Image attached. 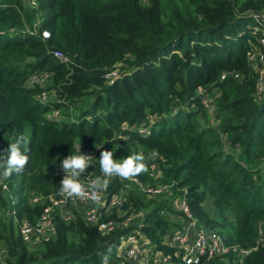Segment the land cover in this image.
Masks as SVG:
<instances>
[{
    "label": "trees",
    "instance_id": "16d2710c",
    "mask_svg": "<svg viewBox=\"0 0 264 264\" xmlns=\"http://www.w3.org/2000/svg\"><path fill=\"white\" fill-rule=\"evenodd\" d=\"M263 12L264 0H0V151L24 135L29 156L21 174L0 179L6 263L101 264L111 247L110 264H132L121 238L135 223L103 232L71 208L68 220L54 212L55 233L34 247L20 231L23 220L36 224L50 196L59 195L60 163L78 143L111 142L144 154L147 171L137 176L144 183L165 184L151 173L152 163L172 181L155 196L132 182L141 194L128 193L110 218L140 211L142 234L172 252L163 239L183 227L172 218L180 195L200 225L237 246L226 259L203 257L198 264L241 257L264 264V75L250 59L264 52ZM37 74L49 76V87L34 80ZM214 88L216 124L199 92ZM47 91L53 98L44 100ZM87 97L92 101L83 107ZM69 108L78 112L66 120L61 115ZM99 157L86 170L92 177H103ZM118 180L110 179L108 196L120 191ZM39 194L44 199L35 201Z\"/></svg>",
    "mask_w": 264,
    "mask_h": 264
},
{
    "label": "built area",
    "instance_id": "2783aa9c",
    "mask_svg": "<svg viewBox=\"0 0 264 264\" xmlns=\"http://www.w3.org/2000/svg\"><path fill=\"white\" fill-rule=\"evenodd\" d=\"M261 17L263 19L262 22H264V12ZM41 33L43 37L49 36L48 30H43ZM262 33L263 35L260 36V43L264 44V30H262ZM255 52H259L258 54L261 59H263L262 51L259 50ZM255 52L250 54L251 60L254 59ZM53 54L63 61L68 60V57L59 50H55ZM226 76L227 73L221 75L222 78ZM235 76L237 77L238 73H236ZM54 114L58 115V111H55ZM101 146L102 144H96L91 148H85L82 144L78 143L77 150L80 147L81 153L92 156L89 160V164H91L92 161L100 155V152L104 150V146L102 148ZM156 169V163H152L151 173L156 175ZM59 174L61 179L65 175L62 170L59 171ZM96 178L97 177H92L88 172H85L79 178L87 193L84 198H68L61 192H59L58 196H51L49 203L45 206L36 224L30 223L26 219L21 223L20 231L23 239L26 242H31L52 236L56 230V222L54 219L55 210L60 209L63 212V210L67 209L68 211L66 213L63 212V214L65 219L68 220L73 216L71 209L72 201H76L84 207V211H82L84 220L92 226H97L103 232H111L118 227H129L131 224L135 223V227L121 238L122 253L132 264H198L203 257L208 259L219 256L223 257L228 255L232 250L237 249L236 245L226 243L219 232L199 225L197 217L183 198L181 199L180 206V210L183 212V227L167 232L163 239V243L174 250L170 252L164 248H156L141 232L140 228L142 223L139 222L142 216L141 212L132 213L123 220L109 217L113 209H123L124 196L121 193H116L112 196H108L107 194L103 195L102 193V204H95L92 201L89 185ZM99 178H102V176ZM129 180L134 182L141 190L149 195L155 196L167 192L170 189V184L151 185L144 183L139 177ZM4 187H6V185H4ZM34 200L37 201L36 198H34ZM104 215H106V217ZM248 251L249 250L243 249L240 253L245 254ZM0 264L7 263L0 257ZM230 264H244V261L241 257L240 259H235Z\"/></svg>",
    "mask_w": 264,
    "mask_h": 264
},
{
    "label": "clouds",
    "instance_id": "9594fccd",
    "mask_svg": "<svg viewBox=\"0 0 264 264\" xmlns=\"http://www.w3.org/2000/svg\"><path fill=\"white\" fill-rule=\"evenodd\" d=\"M27 138L24 135L16 136L14 142L9 143L8 147L0 151V179L7 180L13 174H21L29 161V156L25 150ZM103 145L101 146V148ZM92 156L81 153L80 147L76 154H70L62 159L60 168L64 176L60 181V192L68 198H84L86 190L80 181L82 174L89 168V160ZM143 153L131 154L122 160L114 159L112 150L100 152L99 169L104 179H94L89 188L91 189V199L95 204H102V193L107 189L112 177H119L129 180L137 177L142 172L147 171ZM92 174V173H91ZM90 174V175H91ZM112 248L101 256V264H110Z\"/></svg>",
    "mask_w": 264,
    "mask_h": 264
},
{
    "label": "rangeland",
    "instance_id": "374dc122",
    "mask_svg": "<svg viewBox=\"0 0 264 264\" xmlns=\"http://www.w3.org/2000/svg\"><path fill=\"white\" fill-rule=\"evenodd\" d=\"M26 1H27V3L32 4L34 0H26ZM262 30H264V28H262ZM258 53L259 52H255L254 59H252V64H253L254 68L256 69V71L259 73V75L263 76L264 75V52H261V53H263V59H261V57ZM34 80L43 86L49 87V85H50L49 76L44 75V74L35 75ZM199 92L201 94L204 93V96H202V99H203L205 107L207 108V111H208L209 121L216 124V107H215L214 103H215V99L218 97L220 92L218 91L217 88H214L212 90V92H208V93H206L207 91H205V90H199ZM42 97L44 100L49 99V98H53V93L51 91H47ZM86 99L88 102H86L83 105V107L88 106L92 101V97H87ZM77 112H78V110L76 108H74V109L69 108V109L65 110V114H62L61 117H63L66 120L73 119L74 116L77 114ZM60 114L61 113H59V115ZM106 145L104 147H109V149L114 152V159H117V160L121 159L122 160L123 158L131 155L129 150L124 149L122 147L117 148V146L120 147V145H118V144H112L111 142H109ZM156 173H157L156 176H158V177L160 176V178H161V176H163L164 181L163 180L162 181L165 182V184H166V182L172 181V178L169 175L167 177L165 172L162 170V168H159ZM101 179L103 180L104 177H102ZM102 180H101V182H102ZM118 181H120V183H122V186L119 189L120 191L118 193H121L124 196V198L126 197V195L128 193H131V192L134 194L135 193L141 194V191H140L141 189L139 190L138 188H136L135 184L132 183L131 180H118ZM179 190H181V189L180 188L177 189L176 192L178 193ZM104 194H107L106 191H103V195ZM36 199H37V201H40V200L44 199V197L41 194H39L36 196ZM181 199L182 198H180V195H178L174 198V201L171 204L172 208L174 210H176V212H175L176 216L175 217L173 216L172 218L173 219L175 218L176 220L178 219L177 222L181 221L182 217H183L182 214L178 215L179 214L178 211L180 210V206H181ZM205 205L208 206L210 209H212L214 207L213 200L211 198H208L205 202ZM80 206L82 207V205H80L76 201H72L71 208L77 209L78 211H80L82 213V211H84V209L81 208ZM67 211H68L67 209L63 210V212H65V213ZM211 211H213V209ZM112 212H113V210L111 211V213ZM119 212H120V210H119ZM119 212H117V214H121ZM139 213H140V211H139ZM40 242H41L40 240L31 241V242H29L30 247H34L35 245L39 244ZM5 251H7V245L4 241H1L0 242V257L6 261V257H8L10 255H9V253L7 254ZM227 257H228V255L224 256L225 259ZM229 257H230V255H229Z\"/></svg>",
    "mask_w": 264,
    "mask_h": 264
},
{
    "label": "bare ground",
    "instance_id": "6f19581e",
    "mask_svg": "<svg viewBox=\"0 0 264 264\" xmlns=\"http://www.w3.org/2000/svg\"><path fill=\"white\" fill-rule=\"evenodd\" d=\"M103 145V144H102ZM157 174V173H156ZM183 220V219H182ZM199 224V223H198ZM200 225V224H199ZM202 226V225H201ZM23 237V236H22ZM219 257H222V256H219ZM224 257V256H223Z\"/></svg>",
    "mask_w": 264,
    "mask_h": 264
},
{
    "label": "crops",
    "instance_id": "0c3cea01",
    "mask_svg": "<svg viewBox=\"0 0 264 264\" xmlns=\"http://www.w3.org/2000/svg\"><path fill=\"white\" fill-rule=\"evenodd\" d=\"M81 207V206H80ZM81 208H83L84 209V207H81ZM80 212V211H79Z\"/></svg>",
    "mask_w": 264,
    "mask_h": 264
}]
</instances>
